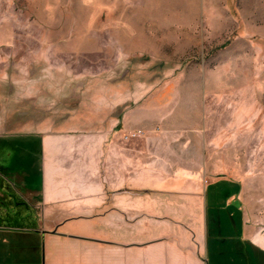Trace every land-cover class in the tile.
I'll return each instance as SVG.
<instances>
[{
	"label": "crops",
	"instance_id": "1",
	"mask_svg": "<svg viewBox=\"0 0 264 264\" xmlns=\"http://www.w3.org/2000/svg\"><path fill=\"white\" fill-rule=\"evenodd\" d=\"M208 5L0 0V181L6 171L12 188L0 213L13 214L0 217V264H209V212L223 198L210 188L240 181L242 143L264 131V79L238 74L236 50L203 76L163 74V58L181 65L221 43L198 28ZM86 53L106 60L65 59ZM247 223L241 239L264 251Z\"/></svg>",
	"mask_w": 264,
	"mask_h": 264
},
{
	"label": "rangeland",
	"instance_id": "2",
	"mask_svg": "<svg viewBox=\"0 0 264 264\" xmlns=\"http://www.w3.org/2000/svg\"><path fill=\"white\" fill-rule=\"evenodd\" d=\"M179 7V6H173ZM209 22L198 24V28L202 29L203 32L206 30L209 31V36H207L206 41L213 40V32H218L223 34V37L220 38V44L217 46H213L211 44L205 43L202 49H195L194 51L185 54V57H178L176 59V63L181 60L182 64L176 65L172 62H169L168 59H162V68L164 75H187V76H203L205 73L209 72V65L212 63V58L214 55L219 54L218 51H224L225 53L222 56H225L226 62L233 59V53H228L230 50H236L243 54L245 58L242 63L243 68L237 70L240 76L242 77H253L260 76L264 79V65L258 68L257 70L256 63H252L251 59L253 55H255L256 48L260 47L264 51V0H209ZM179 11H163L162 18L163 22L171 19L172 17L178 18ZM238 29H240L238 31ZM245 34L247 36L245 41H240L235 44L234 40L237 35ZM236 36V37H235ZM99 43H105V37L100 38ZM213 47V48H211ZM174 54H172V57ZM264 56V54H263ZM164 57V55H163ZM147 58V57H146ZM144 58V59H146ZM67 61H72L76 59L81 62H90V61H105V54H81L72 58L67 56L65 58ZM148 59V58H147ZM133 61H138L134 59ZM176 65V67H175ZM205 65V67H204ZM258 72V75L256 74ZM226 75H233L231 71L228 69L225 72ZM259 91L257 94V101L259 106V114L262 113L261 117L264 119V83L258 86ZM261 116V115H260ZM262 122V120H261ZM259 124V132H258V141L255 146H251L250 148L246 143H242L243 147L241 149L242 154V163L238 166L235 176L240 178L239 186L240 189L243 190V196L240 203L235 200V204L237 208H239L242 222V230H241V238H243L244 234V220H248V225L251 226V230H249L253 235H257L264 239V131L261 130ZM246 144V145H245ZM249 162H252L251 164ZM237 167V166H236ZM1 175L3 176L2 181H0V191L3 200L9 198V193L7 195V191H11V187H7L5 185L4 178L9 179V174L6 171H1ZM230 172L227 170V174ZM233 176L232 172L230 173ZM11 177V176H10ZM34 181V180H32ZM241 191V190H240ZM220 206L224 207V202H219ZM4 210V209H3ZM13 214H9L8 211H2L0 213V217L3 221H9V216ZM228 226V225H226ZM232 235V231L227 228L226 230V238ZM249 244L248 241H244ZM231 247V249H230ZM225 250L233 251L232 244L230 245V241L227 240L226 245L224 246ZM216 251H219L220 248H215ZM264 256V251L260 250L257 247L252 248L250 250V254L262 259V255ZM230 256H233L230 254ZM264 259V258H263ZM227 262L231 261V259H226ZM256 262H258L256 260Z\"/></svg>",
	"mask_w": 264,
	"mask_h": 264
},
{
	"label": "trees",
	"instance_id": "3",
	"mask_svg": "<svg viewBox=\"0 0 264 264\" xmlns=\"http://www.w3.org/2000/svg\"><path fill=\"white\" fill-rule=\"evenodd\" d=\"M214 188H218L223 194L220 201L224 202V207L216 204L209 212V264H264L262 253V259L255 258L250 254L253 246L241 239L242 222L239 208L237 205H225L230 198L239 194L241 190L239 184L222 182L210 189ZM227 228L232 231V235L228 238H226ZM227 240L230 241V245L232 244L233 251L225 250ZM215 248H220V250L216 251ZM229 258L231 261L227 262L226 259Z\"/></svg>",
	"mask_w": 264,
	"mask_h": 264
},
{
	"label": "built area",
	"instance_id": "4",
	"mask_svg": "<svg viewBox=\"0 0 264 264\" xmlns=\"http://www.w3.org/2000/svg\"><path fill=\"white\" fill-rule=\"evenodd\" d=\"M139 135H142V133L141 132H138L137 134L132 135V136H139Z\"/></svg>",
	"mask_w": 264,
	"mask_h": 264
}]
</instances>
